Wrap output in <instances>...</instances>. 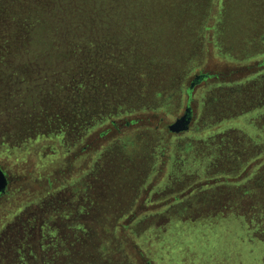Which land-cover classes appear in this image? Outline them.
<instances>
[{"label":"rangeland","instance_id":"374dc122","mask_svg":"<svg viewBox=\"0 0 264 264\" xmlns=\"http://www.w3.org/2000/svg\"><path fill=\"white\" fill-rule=\"evenodd\" d=\"M51 6L0 0V264H264V0Z\"/></svg>","mask_w":264,"mask_h":264},{"label":"trees","instance_id":"16d2710c","mask_svg":"<svg viewBox=\"0 0 264 264\" xmlns=\"http://www.w3.org/2000/svg\"><path fill=\"white\" fill-rule=\"evenodd\" d=\"M55 0H49V3L52 5V11L48 12L47 14L45 13H36L35 20L40 21L39 23L42 24H48L49 21H56L58 20L57 17L58 15L60 17L68 19L67 15L69 14L70 11H68V8H66V11L64 10V7L68 4L69 0H61V3L66 4L64 7H61L59 5L53 6ZM41 10V8H39ZM1 195V194H0Z\"/></svg>","mask_w":264,"mask_h":264},{"label":"water","instance_id":"95a60500","mask_svg":"<svg viewBox=\"0 0 264 264\" xmlns=\"http://www.w3.org/2000/svg\"><path fill=\"white\" fill-rule=\"evenodd\" d=\"M188 122L185 121V115H182L174 120V122L168 125V130L172 133H181L188 130ZM6 185V177L3 170L0 167V194L4 191Z\"/></svg>","mask_w":264,"mask_h":264},{"label":"flooded vegetation","instance_id":"af4514ba","mask_svg":"<svg viewBox=\"0 0 264 264\" xmlns=\"http://www.w3.org/2000/svg\"><path fill=\"white\" fill-rule=\"evenodd\" d=\"M183 115H185V121H189L190 120V112H189V110H188V108H186L185 110H184V113H183ZM4 192V191H3ZM2 192V193H3ZM1 193V194H2ZM1 196V195H0Z\"/></svg>","mask_w":264,"mask_h":264}]
</instances>
